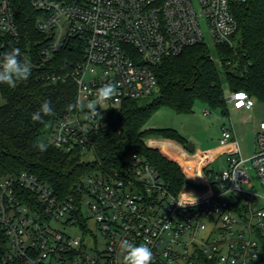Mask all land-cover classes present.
Returning <instances> with one entry per match:
<instances>
[{
	"label": "built area",
	"instance_id": "built-area-1",
	"mask_svg": "<svg viewBox=\"0 0 264 264\" xmlns=\"http://www.w3.org/2000/svg\"><path fill=\"white\" fill-rule=\"evenodd\" d=\"M247 1L32 0L46 42L28 47L27 56L13 1L0 0V54L19 49L21 59L37 68L73 39L84 44V60L72 74L76 103L82 106L60 116L49 139L66 152L80 150L84 160L94 155L91 131L103 127L126 101L139 102L158 90L156 68L167 57L200 44L210 47L207 37L215 47H237L242 41L236 45L238 7ZM212 59L223 67L219 58ZM105 83L116 84L118 95L98 106L102 119L93 118L87 104ZM225 98L228 106L247 113L245 120L253 118L255 98L247 91L229 90ZM255 141L254 156L244 159L234 128H223L215 152H190L148 138L146 145L176 162L193 183L177 194L138 154L119 171L87 175L76 195H63L28 171L1 177L0 264H123L122 239L150 247L153 264H264V122ZM161 145L179 151L168 155ZM216 155L227 156L221 173L212 168ZM184 193L195 195L197 204L175 203L185 200Z\"/></svg>",
	"mask_w": 264,
	"mask_h": 264
},
{
	"label": "trees",
	"instance_id": "trees-1",
	"mask_svg": "<svg viewBox=\"0 0 264 264\" xmlns=\"http://www.w3.org/2000/svg\"><path fill=\"white\" fill-rule=\"evenodd\" d=\"M12 1L28 56V47L41 48L46 42L36 27L40 12L33 7L32 0ZM237 20L241 43L237 47L216 46L225 63L222 68L212 59L211 48L206 44L167 57L156 68L159 95L153 102L141 106L137 100L126 101L117 112L111 113L103 127L90 132L89 140L95 147L92 162H85L80 150L66 152L50 140H44L55 121L74 109L69 110L68 106L75 104L77 99L72 74L77 64L84 60L82 42L73 39L56 52L51 62L32 67L29 79L18 82L15 87L2 84L0 178L28 171L52 184L63 195H76L87 175L119 171L130 162L133 154H138L154 167L172 193L177 194L184 186L193 185L176 162L145 143L150 137L160 136L186 146L188 143L179 131L146 129L145 126L162 107L178 114H190L196 103L202 102L227 114L225 86L228 90L247 91L255 99L264 100V0H248L239 6ZM232 61L238 66H228ZM222 71L226 74L225 82ZM48 74L61 79L55 82L43 79ZM46 100L51 101L53 115L44 117L43 122L32 120V114ZM39 142L47 145L46 151L41 152L36 147Z\"/></svg>",
	"mask_w": 264,
	"mask_h": 264
},
{
	"label": "rangeland",
	"instance_id": "rangeland-1",
	"mask_svg": "<svg viewBox=\"0 0 264 264\" xmlns=\"http://www.w3.org/2000/svg\"><path fill=\"white\" fill-rule=\"evenodd\" d=\"M240 35L236 37V45L240 39ZM206 42L210 45L211 53L215 58H218L216 47L212 43L210 37H207ZM220 58V57H219ZM223 64L224 61L220 58ZM227 64V63H226ZM238 66V63L233 61L231 65ZM233 68V67H232ZM225 73L222 71L221 76L225 82ZM226 96L229 95V90L225 86ZM159 93L156 90L153 95L144 97L139 100L141 106H145L153 102ZM4 104V100L0 98V106ZM264 122V100L255 99V109L253 112V118L245 120L244 116L235 111L231 106L228 107V113L223 114L218 109H212L208 105L197 102L193 108V112L190 114H178L168 107L160 108L150 120L147 122L146 129H165L173 128L179 131L182 137L187 143H192L195 147V153L215 152L220 145V139L222 137L223 128H234L237 140L240 145L241 155L244 159H251L256 151L255 135L259 129L260 124ZM50 134H45L44 140L50 139ZM161 140H167L173 144H180L178 141L172 138L166 137H150ZM149 138V139H150ZM162 151H165L168 155H173V152H178L179 149L176 146L169 145L159 147ZM84 160L91 162L94 160L93 154H87ZM250 165L251 162H248ZM228 166L226 155H216L212 168L216 173H221ZM250 176L254 183H257V175L255 170H250ZM72 233H76L71 230ZM99 238V248H103L104 241L101 236Z\"/></svg>",
	"mask_w": 264,
	"mask_h": 264
},
{
	"label": "clouds",
	"instance_id": "clouds-1",
	"mask_svg": "<svg viewBox=\"0 0 264 264\" xmlns=\"http://www.w3.org/2000/svg\"><path fill=\"white\" fill-rule=\"evenodd\" d=\"M32 72V66L29 62L21 59L19 49H12L11 51L0 54V84L15 87L18 82L29 79ZM118 95V86L113 83H105L96 91V98L89 101L87 110L93 118L99 117L102 119L101 112L97 110L98 106L102 109V105L107 101L113 99ZM76 104L69 105V110L81 107ZM54 110L51 101H44L38 111L32 114V120L36 122H43L44 117L53 115ZM36 147L41 151H46L47 145L43 142L37 143ZM243 163V161H242ZM235 179V178H234ZM233 179V180H234ZM185 200L182 202H175L181 208L187 205H196L197 197L191 193H184ZM134 210V209H133ZM120 250L123 252V264H153L154 254L150 247L146 244L134 245L127 239H122L119 244Z\"/></svg>",
	"mask_w": 264,
	"mask_h": 264
},
{
	"label": "water",
	"instance_id": "water-1",
	"mask_svg": "<svg viewBox=\"0 0 264 264\" xmlns=\"http://www.w3.org/2000/svg\"><path fill=\"white\" fill-rule=\"evenodd\" d=\"M187 149L190 151V152H194L195 151V147L192 143H188L187 144Z\"/></svg>",
	"mask_w": 264,
	"mask_h": 264
},
{
	"label": "crops",
	"instance_id": "crops-1",
	"mask_svg": "<svg viewBox=\"0 0 264 264\" xmlns=\"http://www.w3.org/2000/svg\"><path fill=\"white\" fill-rule=\"evenodd\" d=\"M236 111V110H235ZM237 112H239L241 115H243V116H245L247 113L245 112V111H237ZM187 146V145H186ZM177 153V152H176ZM180 157H182V156H180Z\"/></svg>",
	"mask_w": 264,
	"mask_h": 264
}]
</instances>
